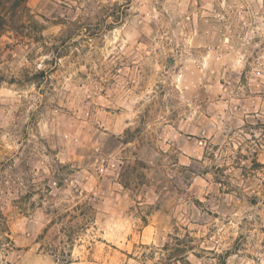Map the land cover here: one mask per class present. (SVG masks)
<instances>
[{
    "label": "clouds",
    "instance_id": "1",
    "mask_svg": "<svg viewBox=\"0 0 264 264\" xmlns=\"http://www.w3.org/2000/svg\"><path fill=\"white\" fill-rule=\"evenodd\" d=\"M69 3L80 6L75 13H57L67 20L58 34L65 39H79L85 32L94 34V39L86 42L91 45L87 54L65 67L70 58L57 59L63 53L52 45L63 41H54L49 28L46 39L21 46L15 59L0 63V73L18 77L9 88L10 96L0 101L8 105L0 109V211L7 214L11 210L7 219L0 216V264H69L73 225L64 219V213L71 211L73 200L87 201L77 210L73 224L90 225L95 230L93 236L118 219L139 228L145 215L159 217L153 247L146 250L155 253L156 259L147 264L157 260L165 264V243L184 249L169 264H264V233L259 231L264 228V196L260 211L247 202L253 194L264 192V175L258 174L253 183L241 175L250 160L240 159V166L235 163V148L241 145L256 150L258 142L264 156V128L253 131L244 127L257 117L264 121V103L246 96L247 86L242 83V74L250 69V83L260 80L251 91L264 87V0L206 2L199 34L188 19L199 13L185 14L188 5L184 4L177 14L182 18H170L162 35L159 30L153 34L141 20L143 27L133 30L128 40L123 39L128 36L127 23L114 22L112 10L105 7L110 0ZM170 8L166 5L163 11ZM158 23L164 24L163 19ZM172 24L175 27H170ZM37 34L33 33L32 39ZM117 34H123L122 42L130 45L125 54L135 55L142 71L145 65L154 69L151 78L161 85L150 84L142 90L138 99L143 104L130 113L131 120L119 126L98 119L94 107L101 91L108 93L107 102L113 109L137 99L132 93L139 86L138 75L129 78L132 88L128 90L123 79L117 80L115 87L108 83L116 79L110 76L113 61L107 55ZM137 39L148 45L151 55L133 54ZM84 48L81 44L79 50L83 53ZM34 49L35 55L29 56ZM54 67L58 74L45 85L42 96L38 88L41 79L32 77ZM82 69L88 79L77 75ZM123 76L128 73L124 71ZM148 78L145 74L144 79ZM69 81H73L71 87ZM145 105L154 115L143 111ZM253 112L255 116L250 115ZM212 144L220 145L215 153ZM200 145L203 149L192 151ZM77 149L82 159L74 161ZM246 154L251 156L250 151ZM213 155L215 158H210ZM217 168L226 171L220 173ZM218 178L229 186V194L221 191ZM20 220L28 227L15 237L17 244L10 245L6 240L8 225ZM201 224L211 232L204 240L198 238L204 235ZM182 226L189 229L190 239ZM175 228L180 231L174 232ZM41 229L47 231L38 237ZM238 236L243 250L233 249L228 254L226 250ZM248 253L254 259H248Z\"/></svg>",
    "mask_w": 264,
    "mask_h": 264
},
{
    "label": "rangeland",
    "instance_id": "2",
    "mask_svg": "<svg viewBox=\"0 0 264 264\" xmlns=\"http://www.w3.org/2000/svg\"><path fill=\"white\" fill-rule=\"evenodd\" d=\"M206 2L212 3L213 0H124V3H120V0H110V4L105 5V7H110L112 10L111 16L114 17V22L121 21L122 25L123 23H127L128 36H124L123 39L128 40L132 36L133 30L139 31V29L143 27V24L140 23L141 20L148 25L153 34L159 30L162 35L165 30V25H167V21L170 18L175 17L176 21H179L182 18V16L177 14L181 12V6L184 4L188 5V7L184 9L185 14H190L193 10L199 13L195 16H188L189 22L197 30V34H199V28L202 25L203 19L206 18L204 17V12H206L207 9H204L203 7ZM237 2L239 3L240 0H237ZM25 5L27 7V13L25 19L23 20L25 26L23 28H18V24H10V27L0 33V63L4 60L11 61L15 59V53L21 46L28 45L29 43L35 45L38 44L40 40L46 39L49 35V28H51V37L54 41H63L62 43H53L52 45V47L63 53V55L58 56L57 59L63 61L65 55L70 58L69 64L65 65V67L70 66L73 59L87 54L90 51L91 45L86 42L92 41L94 39V34L89 36L88 33L85 32L84 36H81L79 39H75L73 37L65 39L58 34L60 25L66 24L67 20L64 16H57V13L69 10L70 12L75 13L77 8L80 6L79 3H72L70 5L69 0H26ZM166 5H170L171 8L169 11L164 12L163 9ZM213 8H215L214 4ZM153 9H155V11H153ZM48 13H51V15L49 16ZM221 14L223 15L222 10ZM161 19H163L164 24L158 23ZM207 19L211 20V18ZM225 19L227 20V17H225ZM112 26V24L108 25L110 29ZM170 27H175V24L170 25ZM33 33H38L35 39H32ZM76 35L79 36V33ZM122 36L123 34H117L114 36L113 39H115V44H112L109 47L107 59L113 61L110 76L116 77V79H110L108 83L115 87L117 85V80L123 79L125 89L128 90L132 88V83L129 78H135L138 75L140 77L139 86L132 93V96L137 97V99H135V103H133L132 100H129V106L121 105L113 109L107 102L108 93L101 91L99 97L97 98L99 103L94 105L97 109L95 113L96 117L102 122H111V124L115 126H119L121 122L127 123L133 118L130 113L135 112L137 107H139L140 104H143V100L138 99V97L142 95V90H147L150 84L154 87H161V85L157 84L151 78V72L154 71V69L150 70L148 66L145 65L142 71L141 67L136 63L137 57L135 55L129 56L125 54L124 50L129 48L130 45L122 42ZM81 44H85L83 53L79 50ZM41 47L45 46L41 45ZM132 52L133 54L140 52L142 55H151L148 51V45L142 43L139 39H137L136 45L132 47ZM28 55L34 56L35 49ZM114 57L117 58L114 60ZM93 59H95V57H93ZM169 62L171 63V58H169ZM97 70L99 71V67ZM124 71L128 73L127 77L123 76ZM249 71L250 69H246L245 73L242 74V83L247 86L245 94L246 96L254 99L257 104H262L264 103V87L257 88L255 92L251 91V88L260 84V80L257 78L256 84H251L247 75ZM85 72L86 70L82 69L81 72L77 73V75L83 79H88L89 77L85 75ZM57 74L58 70L54 67L47 74L38 73L36 76L32 77V79H41L42 83L38 85V88L41 89L42 96V90L45 85L52 83ZM145 74H148L149 78L147 80L144 79ZM0 77H4L5 79V81L0 85V101H4L6 97L10 96L9 88L12 84L16 83L18 77L15 75L10 76L8 73H0ZM93 79L98 80L99 78L93 77ZM73 81H69V87L73 85ZM223 83L224 81L221 80L220 84ZM176 91H180L178 86ZM68 95L69 97H73L72 92H69ZM7 107V104L0 103V109H5ZM143 111L148 115H154L149 105H145ZM156 111L158 112V109ZM141 114L142 113H138V115ZM250 115L255 116L256 114L253 112L250 113ZM244 127L245 129L250 128L253 131H259L264 128V121L257 117L255 122L245 124ZM86 128L87 122L85 121L84 126L80 129L82 135ZM252 140L256 141L257 137L253 136ZM210 147L213 149V153H215V151L220 148V145L212 144ZM201 149H203V145H200L199 147L194 146L192 151L195 152ZM79 151L80 150L77 149V151L73 153L74 161L82 159L79 155ZM249 151L251 152V156L246 154ZM235 152V163L237 166H240V159L250 160V164L244 165L241 172V175L246 180L255 183V181L259 179L258 174L264 175V156L261 155L258 142L256 150H251L241 145L240 147L235 148ZM204 153L207 155L206 149H204ZM191 158L195 159L196 157L193 156ZM210 158L214 159L215 157L213 155ZM216 171L224 173L226 168H217ZM217 182L222 186L221 191L225 195L229 194L231 189L225 181L218 178ZM262 187H264V185H262ZM74 195L78 196L79 193H75ZM85 195H89V193L86 192ZM261 196H264V192H261V195L259 196L253 194L248 197L247 202L249 206L256 208L257 211H260L262 207ZM86 203L87 201H80L77 203L73 200L71 211L64 213V219L67 220L69 225H73L70 229L72 239L69 240V243L71 244V248L68 252V256L70 257L69 264H140V262L147 264L148 261L156 259L155 253L148 252L146 250L153 247V236L156 233L157 227L160 226L159 217H149L145 215L141 218L142 226L139 228H134L130 223H125L123 220L118 219L113 224L106 225L103 231H97L96 235L93 236L92 233L95 230L90 225H85L83 222L78 225L73 224V222L78 219L77 210L82 208ZM197 203H199V201H197ZM2 212L5 214L4 211ZM5 215L10 216L11 210L9 209L8 213ZM79 216H83V212H80ZM27 227L28 225L23 220L10 223L15 245L17 244L15 237ZM33 227H38V225H34ZM182 227H185L186 239H190L187 237L189 229H187L186 226ZM199 227L204 231V235L198 238L201 240L208 238L211 234L210 230L203 224ZM61 230L63 231V229ZM190 230L195 231L197 229ZM46 231L47 229H41V231L37 233L38 237ZM173 231L179 232L180 229L175 228ZM212 231H214V229ZM259 231L264 233V228H260ZM174 239L179 244H184V241H182L179 236H175ZM240 239L241 238L239 236L234 238L235 243L231 248L226 250L228 254H231L233 249H236L237 251L243 250L244 245L240 244ZM244 244H247L246 240L244 241ZM261 246L264 247V241L261 242ZM38 247H42V245H38ZM162 251L167 253L165 257V264H169L171 258L179 253H182L184 249L174 245L170 246L165 243ZM216 255L223 257L225 254L217 253ZM247 258L254 259L251 253H248ZM156 264H160V261L157 260Z\"/></svg>",
    "mask_w": 264,
    "mask_h": 264
},
{
    "label": "trees",
    "instance_id": "3",
    "mask_svg": "<svg viewBox=\"0 0 264 264\" xmlns=\"http://www.w3.org/2000/svg\"><path fill=\"white\" fill-rule=\"evenodd\" d=\"M25 3L26 0H0V11L4 12V16L0 17V33L10 27V24H18V28H23L25 26V23L23 22L27 13ZM5 17L7 18L5 19ZM4 81V77H0V85ZM0 216H4L5 219L8 218V216H6L2 211H0ZM6 240L10 245H15L10 224L8 225Z\"/></svg>",
    "mask_w": 264,
    "mask_h": 264
}]
</instances>
